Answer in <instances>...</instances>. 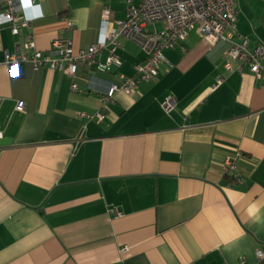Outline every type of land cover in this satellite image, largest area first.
I'll return each instance as SVG.
<instances>
[{
  "label": "crops",
  "instance_id": "1",
  "mask_svg": "<svg viewBox=\"0 0 264 264\" xmlns=\"http://www.w3.org/2000/svg\"><path fill=\"white\" fill-rule=\"evenodd\" d=\"M41 1L44 16L19 33L2 25L3 48L30 56L29 38L42 51L55 38L87 48L104 16L127 15L126 0ZM238 8L236 39L264 47V0ZM118 43L120 66L80 65L75 76L30 60L12 76L0 50V264H258L264 79L226 56L229 42L194 28L164 48L156 78L105 99L147 56L130 37ZM91 73L98 90L88 89Z\"/></svg>",
  "mask_w": 264,
  "mask_h": 264
},
{
  "label": "built area",
  "instance_id": "2",
  "mask_svg": "<svg viewBox=\"0 0 264 264\" xmlns=\"http://www.w3.org/2000/svg\"><path fill=\"white\" fill-rule=\"evenodd\" d=\"M127 15L125 18L110 20L104 16L100 25L98 39L87 48L75 50L68 39L55 38L48 51L37 47L36 41L29 38L23 45L31 50L32 55L10 52L4 49L5 63L12 76L20 74V62L30 60L36 67L48 66L63 70L73 76L77 74L80 65L94 66L106 71L122 64L117 52L118 37L124 35L137 41L147 52V56L136 63L135 74L121 75V82L111 81L104 93V98H112L118 90L133 92L141 80H149L159 75L160 65L166 60L164 48L174 47L179 40H184L190 31L197 28L203 39L208 43L219 40L229 42L225 54L230 58L239 59L242 65H248L250 70L260 79H264V47L258 45L255 49L249 48V39L237 36L238 0H126ZM44 16L41 0H0V30L3 24H9L14 34L20 28L33 20ZM163 21L165 26L161 29H149L150 24ZM73 26V21H68ZM20 46L18 45L17 49ZM107 50L105 60L102 54ZM98 77L91 73L88 77V89L98 90L96 81ZM77 88V84H73ZM164 110L169 113L177 105L174 95H168L163 101ZM15 108L23 110L24 100H17ZM98 118L104 117L103 111L97 113ZM3 130L0 128V138ZM226 166L239 177L236 164L232 159L226 160ZM258 264H264V252L257 250ZM240 264H246L244 257Z\"/></svg>",
  "mask_w": 264,
  "mask_h": 264
},
{
  "label": "rangeland",
  "instance_id": "3",
  "mask_svg": "<svg viewBox=\"0 0 264 264\" xmlns=\"http://www.w3.org/2000/svg\"><path fill=\"white\" fill-rule=\"evenodd\" d=\"M161 23H162V24H161ZM165 25H166V24H165V22H163V21H159V22H157V27H158V28H161V27H163V26H165ZM148 28L151 29V30L153 29V28H152V25L148 26Z\"/></svg>",
  "mask_w": 264,
  "mask_h": 264
},
{
  "label": "water",
  "instance_id": "4",
  "mask_svg": "<svg viewBox=\"0 0 264 264\" xmlns=\"http://www.w3.org/2000/svg\"><path fill=\"white\" fill-rule=\"evenodd\" d=\"M6 139L5 138H0V144L5 143Z\"/></svg>",
  "mask_w": 264,
  "mask_h": 264
}]
</instances>
